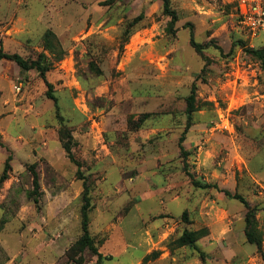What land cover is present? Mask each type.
Returning a JSON list of instances; mask_svg holds the SVG:
<instances>
[{
    "label": "rangeland",
    "instance_id": "374dc122",
    "mask_svg": "<svg viewBox=\"0 0 264 264\" xmlns=\"http://www.w3.org/2000/svg\"><path fill=\"white\" fill-rule=\"evenodd\" d=\"M238 2L171 0L179 20L170 34L161 0H0V49L51 66L45 78L59 100L63 126L101 123L113 110L132 115L130 128L123 117L104 123L108 129L111 122L120 128L117 138L109 130L103 143L119 165L88 167L95 174L86 182L94 207L90 232L99 251L114 256L100 264H138L145 251L134 247L152 237L147 226L159 219L174 228L164 243L176 259L165 264H264L245 237V206L214 189L192 185L193 178L243 196L255 209L264 249V71L240 45L263 49L264 35L253 37L239 24ZM124 32H131L127 42ZM191 32L205 48V60L190 45ZM91 62L102 72L99 79L89 72ZM20 83L23 89L16 93ZM193 85L200 110L189 120L183 113ZM47 91L37 71L0 61V98L10 105L5 123L13 135L25 134L15 122L26 115L23 124L47 130L39 141L47 143L58 170L52 172L43 155L41 164L34 163L42 191L39 208L30 198L32 174L26 165L32 164H25L23 173L17 170L10 187L7 181L0 185V264H98L89 251L81 263L66 255L82 235L84 182L61 147L62 123ZM76 111L89 117L82 122ZM146 113L153 114V122L143 120ZM187 126L191 129L183 145L189 150L182 154L179 138ZM126 128L134 134L135 148L127 141ZM18 157L35 160L31 152ZM205 159L212 171L198 168ZM80 172L90 177L82 168ZM162 188L181 196L180 204L171 203L168 195L155 204L144 198L148 189ZM140 199L143 220L133 209ZM103 203L109 210L94 214ZM164 212L170 213L159 216ZM187 228L208 229L209 236L199 242L204 260L187 247L173 246ZM127 246L129 253L123 254Z\"/></svg>",
    "mask_w": 264,
    "mask_h": 264
},
{
    "label": "trees",
    "instance_id": "16d2710c",
    "mask_svg": "<svg viewBox=\"0 0 264 264\" xmlns=\"http://www.w3.org/2000/svg\"><path fill=\"white\" fill-rule=\"evenodd\" d=\"M162 1V10L163 14L167 16L170 20L168 22L167 31L170 34L175 33V25L179 20L177 12L172 8L171 0H161ZM143 19V16L138 17L133 21V23H137ZM125 42H127L128 37L131 35V32L126 33ZM190 45L193 47L195 52L205 60L204 57V47H202L200 44L196 43L194 39V34L190 33ZM240 45L244 49V52L248 53L251 57L255 58L256 60H259L261 62L262 69L264 71V48L263 49H251L247 48L244 43L240 42ZM46 59L44 55H40V58ZM10 60L15 62L22 70L24 71H30L35 70L39 73V75L43 78L44 82L47 85L48 91L46 93V96L48 99L53 101L56 116L58 120H60L61 128L59 130V140L62 149L66 153L67 158L77 167L78 169V178L79 180H82L84 182V190H83V204L81 208V228H82V235L81 237L74 243V245L68 250L66 253L69 260H77V262L81 263L83 261V254L86 251H89L92 255L97 257V263L100 264L101 261L104 259V255L99 251V248L95 245V238L92 236L90 232V214L94 210V207L92 205V199H91V188L86 183L87 181L91 180L93 178L92 176L85 178L83 174L80 172L83 165L78 161L76 157V148L78 146L77 141L75 140L73 136V126L70 128L67 126H63V120L64 118L61 115V108L59 105L58 98L53 94V85L47 81L45 78L46 73L51 71V66L45 65L40 60L37 61H28L23 59L22 57L18 55H8L5 54L2 49H0V61L1 60ZM97 63L91 62L89 64V72L92 75V78L99 79L102 76V72L100 69L96 66ZM200 109L197 106V99H196V88L195 85L191 88V93L186 99V109H184V113L187 118L190 120L192 118V115L196 112H198ZM151 113L143 114L142 118L145 122H153ZM173 117V115H170ZM132 115H128V127L130 128ZM141 122V121H140ZM144 123V122H143ZM142 123V124H143ZM141 124V123H140ZM147 124V123H146ZM137 127H140L138 124ZM155 127V126H154ZM191 128L186 127L185 131L182 133V135L179 138V148L182 154H187L186 150L184 148V142L186 141V136ZM11 161L12 157L9 156L5 162L3 173L0 176V185L6 182L9 179V173L12 170L11 167ZM27 169L29 168L32 174V186L33 190L32 193H30V198L33 204L39 208L40 200H41V185H40V178L39 174L36 172V164L32 165H26ZM190 176V175H189ZM94 179V178H93ZM95 181V180H93ZM192 185L195 188H199L202 190H216L220 193H223L226 198L234 199L236 201L241 202L245 208L247 209L246 217H245V237L247 239V243L250 245H254L256 247L257 253L260 255L262 261L264 262V249H263V235L259 231L257 227L256 222V214L255 209L251 208L249 203L246 201V199L241 196L239 193L232 194L231 192L221 189L218 185H212L209 183H201L199 181H196L192 178ZM186 215H188L187 212ZM183 213V218H184ZM166 215L165 213H161L159 216ZM167 216V215H166ZM164 217V216H163ZM209 236L208 229H202V231H194L193 229L190 230L187 228L183 231L182 235L179 237L177 241L173 243V246L176 248H184L187 247L197 253L200 254V257L202 260H204L205 254L203 251H201L199 242L203 238H206ZM176 248H171V251H174ZM158 255L157 252L152 253L151 255H148L145 257V261H149L151 259H154ZM79 257V259H76Z\"/></svg>",
    "mask_w": 264,
    "mask_h": 264
},
{
    "label": "crops",
    "instance_id": "0c3cea01",
    "mask_svg": "<svg viewBox=\"0 0 264 264\" xmlns=\"http://www.w3.org/2000/svg\"><path fill=\"white\" fill-rule=\"evenodd\" d=\"M47 11L49 12V10ZM3 75L5 74L3 73ZM9 107L10 105H7V101L5 100L4 96L2 99L0 98V175L3 173L7 158L9 156L12 157V161H11L12 172L10 171L9 173V179L6 182V185L10 187L12 184H14V182H16L17 176H14V174L17 173V170L19 173H23L25 171V164H34V163H38V165L41 164L42 155H43L42 158L46 159V162L48 163L47 165L50 167L52 172L54 173L56 172L57 174L58 170L55 167V164L57 162L51 156L52 153L51 151H49V147H47V143L42 141L43 142L42 143L43 145H42L40 143L41 141H39L40 139H43L49 134L48 131L43 128L39 130L35 129L36 126H31L29 128L26 125V123L23 124L26 120L25 118L26 115H25L22 117L23 121L22 120L20 121L18 119L16 120V122L13 121L15 122L16 126H19V125L24 126L25 134L23 132L15 131L17 134L13 135L10 131V128L5 123V121L7 120L6 118L8 117L5 112H7L8 110L7 108ZM76 112H77L76 116L79 117L82 120V122H85L86 118L89 117L87 114H85L82 111H76ZM74 115H75V112H74ZM114 116H117L118 118L123 117L124 120H126V124L128 125L127 113L125 115L124 112L120 113L115 110L105 113V115L102 117L103 120L101 121V123H97L93 121L90 126L82 125V128L84 127L83 128L84 130L81 127H77L76 125H73V136L78 143V146L75 152L80 157L81 162L83 164L82 170L86 171L87 176H92L93 178L95 177V174L92 173V171H90V169L88 168L91 165L96 166V168H98V166L103 165L104 162H108L109 165H113V166L119 165V163H117V156L115 154L110 153V151L107 149V145L103 144L105 143L104 135L107 134L109 130L111 131L110 134L112 138H117V136L119 135V132L121 133L120 128L116 126L118 124L115 123L114 125H112V123L114 122H111V123L110 121L108 122L112 126L109 129L106 128V126H104V123L107 122V118H111ZM153 131L156 132L157 129L156 131L155 130ZM124 132L129 133L127 141L130 144L131 148H133L134 147V137L132 135L134 134L131 135L132 132H129L127 128L124 129ZM37 138L39 139L37 140ZM37 147L39 151H37L36 149ZM185 149L189 150L186 147ZM22 152L33 153V155L35 156L34 157L35 160L32 161L31 159H27V160L20 159L18 156ZM37 155H40V157L36 159ZM164 159L166 160V162H169V160L166 157ZM198 168H200L201 170L204 168L205 169L209 168L210 171H212L213 169L212 163H208L206 159L203 160V162L199 161ZM96 170L99 171L98 169ZM214 173L217 174V171ZM137 177H138L137 180L140 181L141 180L139 179L140 176H137ZM138 194H139L138 191H136V194H134L135 199H138L137 198L139 197ZM164 195H168L171 198L173 197L172 199L170 198L171 203L180 204L179 200H181V196L175 195V194L171 195V192H169L167 189H164V188L160 189L159 191L148 189L145 192L144 198L146 199L148 198L147 201L151 202L152 204H155L158 198L161 196L164 197ZM142 202L143 200L141 199L136 200V201L134 200V205H133L134 207L133 209H135L137 213L139 214L138 216L140 220H143V217H144L143 214H141V209H140V205ZM206 204L208 203L204 202V206ZM162 205L166 207L167 204L163 203ZM101 207L102 209L96 208V210L94 211V214L96 213L97 215H100L101 214L100 210L105 211V212L109 210L108 205H106L105 203H103ZM164 213L167 215L170 212H164ZM151 214H153V212L148 213V215H151ZM104 229L109 230L111 229V227L106 226ZM173 232H174V228L171 225H168L166 222H163L161 219L155 220L152 223V227L147 226V234L150 236V233H151L152 237L150 236L149 238H147V241L144 244L140 242L138 243L137 241L136 246L134 247L133 251H137L138 246L140 247V245L141 247L144 248V251H145V253L142 255L141 260H138L137 263L138 264H165V263L171 262V259L175 260L176 259L175 257H171L170 254L166 252V247L164 243V241H167L172 236ZM154 252L158 253V255L154 259H151L147 262L142 261L144 260L146 256ZM101 253L104 255V259L102 261H111L114 259V256L110 252L106 253L102 251ZM122 253L123 254L129 253L128 246L124 248ZM132 264H135L134 261H132Z\"/></svg>",
    "mask_w": 264,
    "mask_h": 264
},
{
    "label": "built area",
    "instance_id": "2783aa9c",
    "mask_svg": "<svg viewBox=\"0 0 264 264\" xmlns=\"http://www.w3.org/2000/svg\"><path fill=\"white\" fill-rule=\"evenodd\" d=\"M239 24L246 28L253 37L264 35V2L263 0H239L237 7ZM23 84L14 87L16 93H20Z\"/></svg>",
    "mask_w": 264,
    "mask_h": 264
}]
</instances>
